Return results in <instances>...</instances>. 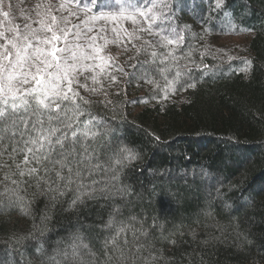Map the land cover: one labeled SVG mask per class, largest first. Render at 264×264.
<instances>
[{
	"label": "trees",
	"instance_id": "16d2710c",
	"mask_svg": "<svg viewBox=\"0 0 264 264\" xmlns=\"http://www.w3.org/2000/svg\"><path fill=\"white\" fill-rule=\"evenodd\" d=\"M174 3L176 23L188 26L192 34L189 40L185 33L192 56L178 52L179 64L193 69L196 86L168 89L166 95L165 81L158 75L153 84L139 85L128 84L130 77H118V85H105L112 105L97 103L93 108L102 118L111 149L126 147L135 157L113 164L119 177L113 183L127 195L78 209L69 207L71 193L55 207L41 196L32 203L31 216L0 213L3 264H17L8 255H16L12 233L26 234L33 218L39 224L45 214L49 219L41 225V239L49 255L77 232L96 251L110 231L106 225L111 216L147 230L176 264H264V0H225L217 12L212 11L213 0ZM108 49L127 72L135 71L125 63L119 45ZM244 61L251 65L241 71ZM109 155L111 150L101 146L102 164ZM237 189H247V200L234 212L222 201L231 205ZM154 224L163 225L167 239L160 238ZM210 235L217 239L203 245ZM26 247L27 264H40L31 242Z\"/></svg>",
	"mask_w": 264,
	"mask_h": 264
},
{
	"label": "snow or ice",
	"instance_id": "6c2138e0",
	"mask_svg": "<svg viewBox=\"0 0 264 264\" xmlns=\"http://www.w3.org/2000/svg\"><path fill=\"white\" fill-rule=\"evenodd\" d=\"M224 2L213 0L212 11L221 10ZM176 19L174 0H27V6L26 0H0V213L31 216L32 203L41 196L55 207L71 193L69 207L78 209L127 195L113 183L119 179L113 164L135 157L126 147L111 149L102 118L93 108L97 103L112 105L105 85H118V77H130L128 84L139 85L153 84L158 75L165 81L166 95L168 89L196 86L193 69L181 67L177 55L192 56L185 33L189 40L192 34ZM110 44L123 49L125 63L135 71L127 72L111 55ZM244 64L241 71L251 61ZM93 96L104 100L93 101ZM101 146L111 150L104 164ZM236 192L231 205L222 201L234 212L247 200V189ZM48 219L45 214L38 224L33 218L26 234L12 233L16 255H8L17 264H27L30 242L40 264H176L147 230L111 216L106 225L110 231L96 251L77 232L49 255L41 239V225ZM152 227L167 239L163 225ZM191 234L195 242V231ZM215 239L210 235L201 243L208 246Z\"/></svg>",
	"mask_w": 264,
	"mask_h": 264
},
{
	"label": "rangeland",
	"instance_id": "374dc122",
	"mask_svg": "<svg viewBox=\"0 0 264 264\" xmlns=\"http://www.w3.org/2000/svg\"><path fill=\"white\" fill-rule=\"evenodd\" d=\"M239 40H240V39H237V38L235 39V41H239Z\"/></svg>",
	"mask_w": 264,
	"mask_h": 264
}]
</instances>
